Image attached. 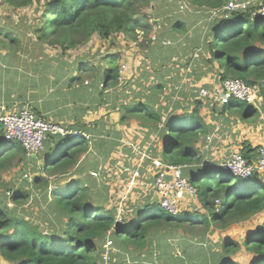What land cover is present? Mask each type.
<instances>
[{"label": "trees", "instance_id": "1", "mask_svg": "<svg viewBox=\"0 0 264 264\" xmlns=\"http://www.w3.org/2000/svg\"><path fill=\"white\" fill-rule=\"evenodd\" d=\"M38 1L44 4L42 19L45 22L43 25L37 24L34 28L37 39L54 48L62 47L64 50L78 49L95 34L112 43L116 41L115 36L118 34L138 40V30L147 32L146 39L151 43V38L156 32L153 28L156 19L170 14L149 13L147 9L151 0H3L5 5L16 10ZM225 1L189 0V3L193 8L215 9L224 5ZM167 3L168 1L165 4ZM254 10L255 6H251L246 11H235L232 17L226 20L213 18L207 12V22L200 27L201 37L198 43L192 46L193 50L189 54L188 51L183 53L185 54L183 60L177 59L172 63L181 77L178 82H167L162 73L150 72L149 62L148 71L143 69L147 72L146 80L149 82L147 85L150 84L149 94L138 91L137 97L144 96V101L121 103L122 106L125 104L123 122L128 116L138 119L136 121L138 138H134L136 141L130 143L131 153L117 157L116 164L112 163L105 167L100 177L96 178L90 172H86V164H91L97 157L89 153L80 160L86 150V143L82 142L80 146L67 151L64 158L53 165L51 156L48 162L41 160L43 153L41 152L38 158L30 160L31 177L26 178L23 176L25 168L23 169V164L21 166L20 163L27 162L24 146L18 141L4 139L0 133V182L3 180V174L17 163H20L21 181L29 184L41 185L42 179L48 178L46 175L56 177V180L60 177H71V172H75L71 173L74 175H81L79 178H72L64 188H54L49 192L47 189L45 200L50 205L53 215L46 220L48 223L46 227L41 223L35 224L33 219L26 215L25 209L20 213L17 207L13 210L8 208L10 199L21 205L29 200L31 194L21 188L15 189L13 184H10L4 193H0V254L8 264H115V260L116 262L119 260L120 264L129 260V257L133 260L140 259L154 239L165 240V245L172 247L169 243L171 233H175V230L184 225H204L206 228L213 225L227 228L264 214L263 179L241 178L229 173L217 176L218 164L210 161L202 163L203 159L197 147L201 136H206L209 132V125L202 114L204 106H212V111L223 109L234 113L243 121H247L258 111L261 112V109L264 111V18L254 17ZM47 21H50V27ZM185 24L177 20L173 28L177 30L180 25L179 29L186 30ZM164 42L165 46L161 45L159 53L162 58L161 66H165L166 59L170 61L171 56L179 54L182 49L177 50V46ZM3 43L0 38V49L3 48ZM185 47L184 45L183 48ZM186 48L190 49V46ZM150 54L148 56L155 60ZM105 58L108 59L110 67L104 71V79L99 83L100 91L106 96L109 95L106 93L109 91L108 87L117 86L119 91L116 89L114 91L120 98L118 87L120 78L130 76L131 66L127 65L122 75L118 55L108 54ZM204 66L211 70L207 74H213V82L197 85L191 97L188 95V98L181 97L182 92H185L184 89L181 90L183 77L190 78L194 74H202L198 77L199 80L202 79L207 75L203 70ZM181 67L184 72L180 74ZM230 78L246 81L254 88L257 101L249 103L232 98L228 103L217 102V96L223 92V82ZM139 86L145 88L143 83ZM203 87L210 90L214 98L200 97L199 91ZM170 94L168 99L167 96ZM159 95L166 97V101L163 100L162 106L156 108L155 100ZM161 135H168L163 161L168 164L187 165L184 176L198 188L196 198L185 195V205L178 215L164 211L154 191L149 190L144 184L139 185V179L135 180L133 186L129 184L137 166L132 160L136 156L141 157L135 150L143 145V142L139 141L144 137L143 140H146L144 145H150L148 152L151 154L153 148L156 150V144L160 140L153 138ZM50 137L54 140L59 136L52 134ZM59 138L62 143L66 140L64 137ZM256 149L245 145L243 149L235 152H241L246 158L251 159L256 154L251 156L250 152ZM17 157L18 161L15 163ZM201 163L200 168L196 166ZM75 166L76 168L70 172ZM107 170H112L119 178L110 181L105 177ZM186 170L189 171L188 175ZM144 174L145 171L141 169V180ZM112 189L113 193L120 190L122 194L119 198L128 190L129 195L122 213L118 201L115 203L113 195L109 194ZM50 194L53 198L48 202ZM195 200L199 202L200 208L192 211L190 204ZM119 215L122 216V222L117 221ZM108 239L113 242V247L109 251V258L106 259L105 245ZM201 244L204 248L207 247L206 243ZM243 244L254 255L250 264H264V223L250 231ZM241 248L240 243L227 239L223 243V253L220 254L218 249L211 246L209 248L211 251L204 254L203 261H199L202 264H242L232 259V255ZM153 251L154 245L149 248L150 253ZM194 254L199 256V250L196 249ZM181 257L180 261L171 264H188L183 254L179 258Z\"/></svg>", "mask_w": 264, "mask_h": 264}, {"label": "crops", "instance_id": "2", "mask_svg": "<svg viewBox=\"0 0 264 264\" xmlns=\"http://www.w3.org/2000/svg\"><path fill=\"white\" fill-rule=\"evenodd\" d=\"M185 10L186 11L183 10V12L177 10L176 12L177 20L186 23L185 34L183 35L180 32V25L177 30L173 28L176 20L173 24H170V29L164 33L163 40H170L173 41V43L187 42L190 47H192L198 43V39L201 37V28L207 22V9L204 7H194L193 9ZM182 14L185 16H192V22L187 23L185 16ZM178 45L179 44H175L174 46ZM180 48L182 49L179 54H173L170 61L166 59L165 66H161V54L157 51L152 52L150 55H152L155 60L148 58L151 65L149 71L162 73L167 82L170 83L178 82V80L180 81L181 77L179 76L178 69L172 64L174 57L181 60L185 58V54L183 53L187 51V48L185 47L184 49L180 46L177 50H180ZM84 49L85 50L70 49L65 56L61 55L60 57L56 51H47L43 53L27 52L26 54H22L11 52L4 48L0 49V109L1 106L15 108L23 104H29L31 110L37 117L61 124L71 131L84 132L87 136L83 137V139L72 141L65 140L64 143L60 141V135H56L59 137L54 140H51L50 137L45 144L42 160L48 162L51 153L63 149L65 145L70 148H76L86 143V150L80 160L89 153H93V155L97 157L91 164H86L85 166L86 172H91L97 170L100 166L105 170V167H108V165L112 163L113 165L116 164L117 157L120 158L123 154L126 155L131 153V148H129L131 146L130 143L136 141L134 138H138H136V136H138L136 135L138 132V123L136 121L138 119L133 118L134 120L123 123V108H119V96H117L115 91H112L113 93L109 95L112 97L109 98V101L105 100L106 102H102L101 99L98 100L96 96V104H94L92 108L90 107L89 101L83 98V94H94V91L96 94L98 92L102 95L99 87V83L102 81L100 72L110 67L107 58H105L107 64L93 62L94 57H106L108 54L99 55V51L93 53L92 49L88 51L87 48ZM105 51H107V49ZM156 64L158 65V69H154V66L157 67ZM97 66H99L100 69H97ZM45 68L46 70L48 69L46 73H44ZM203 70L206 71V74L208 71H211L207 70L205 66ZM56 71L58 72L56 73ZM179 72L180 74L184 72L182 67ZM196 72H200V70H196ZM45 74L48 76H45ZM88 74L98 77L94 86L93 80L90 79ZM183 74V76H185V73ZM201 75L194 74V76H190V78L183 77L184 80H182L183 82L181 83L183 88H181V90L184 89L185 92H182L180 95L181 97H191L197 85L200 86V84L213 82V74H207L199 80L198 77ZM191 78H194L195 81ZM89 82L90 84H88ZM70 93H72V100H67L64 96ZM170 96L171 94L167 96L168 99ZM103 97L102 99L106 98L105 96ZM165 98L159 95L155 100V102H157L155 103L156 108L162 106V101L165 100ZM211 107L204 106L202 110L204 119L209 125L207 136L202 137L197 145L200 151L199 155L203 159L202 163L210 161V163H217L219 165V163L225 161L231 153L243 149L245 145L257 148L255 151L250 152L252 156L256 153L258 147L264 144V120L262 118L263 122L261 128L263 130L256 131V128L252 127L254 135H251L244 127L243 123L246 121L240 119L236 114L217 107L216 108L219 110L212 111ZM178 109H180V107ZM205 109H207V113H204ZM181 112L182 111H178V113ZM125 133L128 134L127 137L124 135ZM75 138L77 139V137L69 139ZM126 138H130L128 146H125ZM159 138L160 140H158ZM143 139L144 137L142 140ZM156 139L158 140L156 150L153 148L151 156L163 159L164 146L168 144V135H161V137L158 136L157 138H153V140ZM142 140L139 141L143 142L140 148L145 149L150 146L148 144L145 146L146 140ZM67 141L69 142L68 144H66ZM55 156H51L53 160ZM60 157H62V155H59V158ZM80 160L78 162H80ZM202 163L196 166L200 168ZM149 164L150 161H146L144 163L145 168L148 169ZM75 168L76 166L71 168L70 172ZM71 173L70 175L72 176L69 180L81 177V175H74ZM188 173L189 171L186 170V175H188ZM190 205L192 211L196 210L198 207L200 208V204L197 200ZM2 259L5 260L3 257Z\"/></svg>", "mask_w": 264, "mask_h": 264}, {"label": "rangeland", "instance_id": "3", "mask_svg": "<svg viewBox=\"0 0 264 264\" xmlns=\"http://www.w3.org/2000/svg\"><path fill=\"white\" fill-rule=\"evenodd\" d=\"M166 1H168L167 4H165ZM182 4L190 5L189 0L188 1L187 0H151L150 6L147 9L149 13L152 14L155 13L156 15H162L165 12L170 13L165 16L158 17V19H156V23L153 26V28L156 31L155 35L158 36L159 41L157 40V42L155 43L152 42L150 43L149 41H147L146 39L147 32L138 30L137 31L138 40H133L132 38H128V37L125 38L124 34H118L115 36L116 41L112 43L110 40H104L95 34L87 43L79 46L78 49L85 50L84 48H87V51L92 49L93 53L99 51V55L116 53L120 60L119 65L121 69L122 66L125 64L131 66L132 72L130 76L126 75V77L125 78L123 77L122 81H120L118 84L121 93V96L118 100V103L120 104L119 106L120 109L123 108V106L125 105L123 104L122 106L121 104L122 102L131 104L138 100L144 101V96L137 97V94H139L138 91H141L143 94H145L146 92L147 94H149L150 84L147 85V83L149 82L146 80L147 78L146 70L148 71L147 65L149 64L148 58H150L148 54L154 51L160 53L159 49L161 51L162 49L161 45L165 46L163 45L164 42L163 35L166 31L170 29V24H173L177 20L176 19L177 10L180 12H183V10L186 11L185 9L182 8V6L179 7ZM44 10H45L44 4H42V2L39 1L31 6L19 8L16 10L5 5L3 0H0V38H2V40L4 41V43L2 44L3 48L11 52H17L22 54H26L27 52L43 53L47 51H52V52L56 51L59 57L61 55L65 56L67 54V51H69L68 49L64 50L62 47L54 48L51 45L47 43H42L37 39V35L36 32L34 31V28L37 24L43 25V23L45 22L42 19ZM185 20L187 23H191L193 18L192 16H185ZM50 21H47L48 27H50ZM180 32L184 35L185 34L184 32H186V30L181 29ZM172 44L173 46L175 44H181L178 45L177 47L180 46L183 47L184 45L186 47L190 46L187 42L185 43L174 42ZM106 49L107 51H105ZM192 50H193L192 47H190V49L187 48L188 54ZM141 57H143L142 60H139L141 59ZM175 59L177 58L174 57L173 60L176 61ZM93 62L98 64L100 63L107 64L105 57H101V58L94 57ZM96 68L100 69L99 66H97ZM143 69L146 70L143 71ZM154 69H156L155 66ZM47 70L45 68L44 73H46ZM104 71L105 70L100 72V75H102V80L104 79V75H103ZM57 72L58 71H56V73ZM88 75L90 76V79L93 80V86H94L98 77H94L92 74H88ZM45 76L48 75L45 74ZM142 83L143 85H145V88L139 86ZM108 89L109 91L106 93H108L109 95L113 93L112 91H114L115 89L117 92L119 91L117 86L115 88L108 87ZM93 93L94 94L91 93L83 94V98L89 101L91 108L94 107V104H96V96L97 99L98 100L101 99L102 102L109 101L110 100L109 98L112 97L106 95L105 96L106 98L102 99L103 95H101L98 92L96 94L95 91ZM71 94L72 93L67 94L64 97L67 100H72ZM205 112L207 113V109L204 110V113ZM123 113L124 112H122V114ZM257 113L243 123L244 127L247 129V131H249L251 135H254L253 134L254 131L252 130V127H255L256 131L263 130L261 128V125L264 120V111L261 109V112L258 111ZM258 115L260 116L257 117ZM126 118H127L126 121H124L123 123H127L134 120L133 119L134 117L128 116ZM56 135H60V137H64L66 140H71V141L79 140L78 138L69 139V136H63L61 134H56ZM124 135H126V137L128 136L127 133H125ZM206 136L202 135L201 138ZM125 142H126L125 146H128V143H130V138H126ZM68 143L69 142L67 141L66 144ZM70 150L71 148L65 145L62 150H57V152L53 151L50 156L54 157L56 154L57 155L55 156V159L51 162V164L53 165L62 158H64L65 156L64 154ZM59 155H62V157L59 158ZM137 158H138L137 156L134 157L132 161L138 162ZM17 161H18V157L15 159V163ZM20 163L21 166L22 164L23 167L25 166L24 162H20ZM20 163H17L13 168L9 169L7 172L3 174V180L0 182V193H4L5 190H7V188L9 187V185L13 184L14 185L13 187L15 189L21 188L25 192L31 194L29 196V200L25 201L21 205L17 204L14 201H11L10 199L8 203V208L9 210H13L14 207H17L20 213H22V209H25V212L27 213L26 215L31 220L33 219L35 224L41 223L43 227H46L48 225L46 220L51 218L53 215V213L51 212L50 205L46 203L45 200L46 191L48 189L49 192L51 185L53 186L57 185L58 187L61 188L68 186L70 182L69 180L70 176L65 178L60 177L58 180H56V177H51L46 175L48 178L44 177L42 179L43 182L41 185H38L36 183L29 184L25 181H21ZM112 172H113L112 170L106 171L105 177L110 181L117 180L119 177L114 175ZM216 173H218L217 176H220L223 173L225 174L223 170L220 171L219 169H217ZM100 176L101 174L96 177H100ZM46 181L48 182L45 183ZM137 193L140 194V192ZM109 194L111 196L113 195V201L117 203L119 199V195L122 193L120 192V190H117L115 191V193H113V189H112V192H109ZM136 196L138 197V195ZM48 197H49L48 200L49 202L52 200L53 197L51 194L48 195ZM263 223H264V214L256 215L250 218L249 220L238 222L236 224L228 226L227 228H218L213 225H211L209 228H206L204 225H195V226L184 225L180 227L179 230H175V233H171L172 235L169 238L170 239L169 243L172 247L166 246L165 240L157 241L156 239H154L153 242L147 247V249L144 252V255L141 256L140 259L133 260L132 257H129V260H126L125 262H122L120 264H171L180 261L182 257L181 258L179 257L182 254L183 257L184 256L186 257L185 261L188 264H202L199 260L203 261L204 254L211 251L209 250L211 246L214 247L215 249H218L220 254L223 253V243L227 239H230L234 243L236 242L240 243L242 246V248L239 251H237V253L232 255V259L242 264H250L251 261L254 259V255L244 247L243 242L250 231L255 230L258 226L263 225ZM201 243H206L207 247L204 248L203 244ZM153 245H154V251L150 253L149 248H151ZM196 249L199 250L200 253L199 256L194 254V251ZM174 254L177 255V257H175ZM188 258L190 260H188ZM114 263L119 264V260L117 262L115 260ZM0 264H8L6 260L2 259L1 254H0Z\"/></svg>", "mask_w": 264, "mask_h": 264}, {"label": "built area", "instance_id": "4", "mask_svg": "<svg viewBox=\"0 0 264 264\" xmlns=\"http://www.w3.org/2000/svg\"><path fill=\"white\" fill-rule=\"evenodd\" d=\"M251 6H255L253 16L264 18V0H226L221 7L210 9L208 12L211 16L219 17L226 20L232 17L235 11H246ZM186 8V5H182ZM156 33V32H155ZM158 36L153 35L151 38L152 43L157 42ZM165 41V40H164ZM172 44V41H165L164 44ZM127 68L123 65L121 73ZM121 81L123 77L121 76ZM200 97H213V93L207 88H201L199 91ZM236 98L246 102H256V92L254 88L250 87L248 83L242 79L230 78L223 82V92L217 96V102L220 104L228 103L230 99ZM162 126V124L160 125ZM0 133L4 139L8 141H18L22 143L26 150L25 173L24 177L30 178V160L38 158L43 152L45 142L48 141L49 135L61 134L63 136L81 138L87 136L81 131H71L63 127L61 124L48 121L44 118L37 117L29 104H23L20 107L8 108L1 106L0 109ZM141 157L137 159L138 162L134 169L133 179L129 182L133 186L135 180L139 179V185H145L149 190H153L156 198L159 201L162 209L170 214L178 215L181 213L185 205V195L191 198L198 196V188L189 182L184 176V171L188 168L187 165L168 164L162 158L152 157L148 152V147L145 149L135 148ZM256 155L251 159L246 158L241 152H233L229 158L220 162L217 166L218 169L225 173L233 174L241 178L258 177L264 181V144L258 147ZM150 161L148 169L145 168V160ZM141 169L145 171L141 180ZM103 168L91 171L92 176H99ZM109 171V170H107ZM97 178V177H96ZM146 178L148 179L145 181ZM56 186V187H55ZM58 188L57 185H51L50 190ZM129 195L128 190L124 196L118 199L120 213L123 211L125 201ZM118 222H122V216L117 217ZM113 242L108 239L105 245L106 256L109 258V251L113 247Z\"/></svg>", "mask_w": 264, "mask_h": 264}, {"label": "clouds", "instance_id": "5", "mask_svg": "<svg viewBox=\"0 0 264 264\" xmlns=\"http://www.w3.org/2000/svg\"><path fill=\"white\" fill-rule=\"evenodd\" d=\"M183 5V4H182ZM182 5H180V7L182 6ZM185 5V4H184ZM190 8H193L191 5H186V8H184V9H190ZM204 8H206V7H204ZM210 9H207V12L209 11ZM85 137V136H84ZM69 138H73V137H69ZM81 138H83V137H81ZM81 138H78V139H81Z\"/></svg>", "mask_w": 264, "mask_h": 264}]
</instances>
